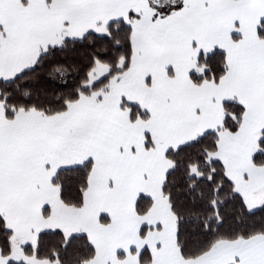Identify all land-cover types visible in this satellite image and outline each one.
Wrapping results in <instances>:
<instances>
[{
    "label": "snow or ice",
    "instance_id": "6c2138e0",
    "mask_svg": "<svg viewBox=\"0 0 264 264\" xmlns=\"http://www.w3.org/2000/svg\"><path fill=\"white\" fill-rule=\"evenodd\" d=\"M0 264H264V0H0Z\"/></svg>",
    "mask_w": 264,
    "mask_h": 264
}]
</instances>
